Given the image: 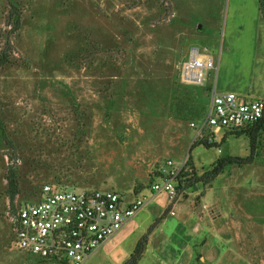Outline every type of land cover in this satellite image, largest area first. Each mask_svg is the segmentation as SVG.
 I'll return each instance as SVG.
<instances>
[{"label": "rangeland", "instance_id": "1", "mask_svg": "<svg viewBox=\"0 0 264 264\" xmlns=\"http://www.w3.org/2000/svg\"><path fill=\"white\" fill-rule=\"evenodd\" d=\"M258 1L0 0V264L33 263L12 247V220L44 184L146 198L88 264L125 263L146 235L137 264H174L163 255L189 253L190 264H264V131L252 164L227 165L211 183L191 186L218 158L248 157L250 141L225 131L220 154L196 145L190 123L199 120L172 94L211 89L264 100ZM192 48L214 62L200 86L179 77ZM166 159L188 164L174 206L149 189ZM194 224L186 241L179 234Z\"/></svg>", "mask_w": 264, "mask_h": 264}, {"label": "built area", "instance_id": "2", "mask_svg": "<svg viewBox=\"0 0 264 264\" xmlns=\"http://www.w3.org/2000/svg\"><path fill=\"white\" fill-rule=\"evenodd\" d=\"M205 51V50H204ZM214 69L213 59L197 48L180 67V81L202 85L203 71ZM264 115V100H246L234 93L210 91L205 118L190 123L195 141L221 150V133L256 125ZM187 160L166 159L156 170L150 192L166 193L170 205L179 196L178 182L187 172ZM131 199L111 190H71L44 184L39 197L21 206L12 220V247L39 264H88L89 258L112 238L142 207L146 198ZM204 208V207H203ZM170 215H174L170 211Z\"/></svg>", "mask_w": 264, "mask_h": 264}, {"label": "trees", "instance_id": "3", "mask_svg": "<svg viewBox=\"0 0 264 264\" xmlns=\"http://www.w3.org/2000/svg\"><path fill=\"white\" fill-rule=\"evenodd\" d=\"M258 8L259 12L264 20V0L258 1ZM204 92L207 93H172L173 98L176 103H178L179 109L183 108L187 117L190 119H197L200 123L206 116L209 99H210V91L211 89H203ZM264 131V115L263 118L253 126L246 127L245 129L240 130H233L231 131L232 134L235 136H246L249 138L250 141V155L248 157H220L218 158L213 164L211 165L210 169L202 173V177H198V179H189L187 180V184L191 186L196 183H202L203 185L211 183V181L218 176L219 174L223 173L225 167L227 165H235L242 167L244 165L252 164L255 158L254 150L257 149L256 145L259 142V136L261 132ZM3 136L2 134V127L0 124V138ZM195 144V143H194ZM196 145H204L196 144ZM193 146V145H192ZM209 147V146H208ZM193 173L191 176H194ZM183 178V177H182ZM7 180V190L6 194L7 197L12 201L14 197L18 194V183L17 179L14 174H8L6 177ZM181 180L178 182V187L181 185ZM190 186H187L188 188ZM180 191V187H179ZM147 242V235L143 236L140 241L137 243L133 253L130 255L129 259L124 264H137L140 257L142 256V251ZM30 257V256H29ZM33 263L32 264H39V261L34 259L33 257L29 258Z\"/></svg>", "mask_w": 264, "mask_h": 264}, {"label": "crops", "instance_id": "4", "mask_svg": "<svg viewBox=\"0 0 264 264\" xmlns=\"http://www.w3.org/2000/svg\"><path fill=\"white\" fill-rule=\"evenodd\" d=\"M155 179H156V177H155ZM154 179V180H155ZM179 187H181V185L179 186ZM183 192V188L180 190V192H179V196H178V200L180 199V195H181V193ZM132 193H133V196L134 195H139V193L140 192H136V191H132L131 193H130V195H131V198H132ZM131 198H129V199H131ZM177 200V201H178ZM177 201H176V203L175 204H177ZM174 204V205H175ZM173 205V206H174ZM195 207V206H194ZM196 208V210H197V213H198V215H199V217H200V219H203L204 218V215H205V213L204 212H202V210H201V208L199 207V208H197V206L195 207ZM214 212V209H213V211H212V213ZM174 215H175V213H174ZM190 215V209L188 208V211H185L184 212V214H183V218L185 219V218H187L188 216ZM219 215V214H218ZM208 216V215H207ZM209 219H210V221L211 222H213L215 225H218L217 224V221H218V217H216V215L215 216H212L211 217V213H209ZM185 222L186 221H183V224H185ZM128 224V223H127ZM127 224H125V225H127ZM124 225V226H125ZM123 226V227H124ZM122 227V228H123ZM216 227H219V225L218 226H216ZM122 228L116 233V234H118L121 230H122ZM197 228H198V226L196 225V224H194V227H193V225H192V227H191V232H189V231H185L186 230V228H185V226H183V230H182V233H180L179 235L180 236H182L184 239H186V241L191 237V235H192V233L194 234V232L195 231H197ZM183 231H185V232H183ZM217 231V230H216ZM115 234V235H116ZM110 240V239H109ZM108 240V241H109ZM148 240V239H147ZM108 241H106L101 247H103L106 243H108ZM148 243V241L146 242V245H148L147 244ZM202 244L203 245H205V246H207L208 245V243H206L205 241H202ZM100 247V248H101ZM99 248V249H100ZM189 248V246L187 247V249ZM134 251V250H133ZM186 252H188V251H186ZM190 252V251H189ZM133 253V252H132ZM131 255V254H130ZM164 257H166V258H172V262L174 263V264H190L192 261H193V259H194V257H193V255H191V253H189V255H163ZM124 263V262H123ZM122 263V264H123Z\"/></svg>", "mask_w": 264, "mask_h": 264}]
</instances>
